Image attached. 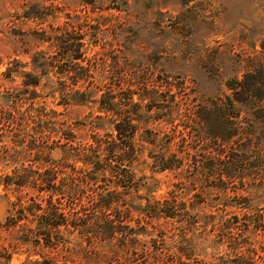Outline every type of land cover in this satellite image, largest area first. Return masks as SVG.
Wrapping results in <instances>:
<instances>
[{
  "label": "trees",
  "instance_id": "obj_1",
  "mask_svg": "<svg viewBox=\"0 0 264 264\" xmlns=\"http://www.w3.org/2000/svg\"><path fill=\"white\" fill-rule=\"evenodd\" d=\"M129 1L76 0L88 13H66V31L35 32L55 54L36 51L31 60L46 68L42 76L58 66L56 80L27 73L22 94L0 99L19 125L10 141L0 139V186L13 197L0 221V264L21 251L40 257L22 264H256L264 257V241L259 249L253 241L264 237V56L252 55L220 96H199L134 58L136 21L114 27L112 41L128 47L113 50L102 12L128 13ZM99 42L108 49L93 65ZM259 45L264 54V35ZM87 80L124 88L98 93ZM71 106L83 115L73 116ZM158 175L168 181L156 197ZM230 207L243 212L227 216ZM209 239L226 249L207 260L197 241Z\"/></svg>",
  "mask_w": 264,
  "mask_h": 264
},
{
  "label": "rangeland",
  "instance_id": "obj_2",
  "mask_svg": "<svg viewBox=\"0 0 264 264\" xmlns=\"http://www.w3.org/2000/svg\"><path fill=\"white\" fill-rule=\"evenodd\" d=\"M129 12L117 13L115 10L103 11L105 24L101 26L103 34L108 41H112L113 30L116 25L123 27L124 21H136V35L132 48L136 49L134 58L137 61L152 64L157 68V73L168 76V80L176 83L183 79L187 85L196 89V94L213 98L220 96L225 90L224 82L231 76H240L246 69L248 59L254 55H262L259 45L264 35V0H130ZM35 11L38 14L50 15L34 18L26 17L28 12ZM77 11L81 15L88 12L76 3V0H0V99L9 101L11 95L23 92V82L30 78L29 75H40L41 81L56 80L53 72L58 66L51 68L47 76L41 75L45 67H37L31 60V55L36 51H48L55 54L54 48H49L48 43H40L35 39L36 31L48 33L64 32L66 13ZM92 17L98 13L89 11ZM127 18V19H126ZM93 23V21L91 22ZM87 42L89 35H85ZM120 42L112 41L113 50L119 52L126 40L119 38ZM128 47V44L125 46ZM97 51L93 65H99L103 51H107L108 45L99 42L94 47ZM93 56V55H92ZM50 69V68H49ZM10 75L6 74L10 72ZM29 75H26V74ZM37 87L41 96L47 92L43 85ZM84 85H90L98 93L106 90L119 91L124 85H100L87 80ZM122 88V89H123ZM136 87L133 95L138 98ZM175 90V88H174ZM186 99V96H183ZM185 99H182L183 102ZM38 100L59 110L62 106L56 105L58 99L42 97ZM188 102V101H187ZM0 105V139L3 142L10 141L11 135L18 130L19 125L14 119L6 118V109ZM10 108V107H9ZM7 108V109H9ZM15 107L10 109L14 112ZM23 109V107L21 106ZM73 116H82L83 107L71 106ZM17 127V128H16ZM174 128V127H173ZM181 126L175 128L178 138L181 137ZM47 144L55 147L51 156L58 159L60 150L52 138H47ZM10 144V143H6ZM75 146L83 143L80 139L73 142ZM10 173V169L3 170ZM161 182L154 193L156 197L162 196L167 190L168 179L162 175L156 177ZM11 195L6 196L0 186V221L7 215ZM88 197H84V201ZM63 207L67 204L62 200ZM264 205V203H262ZM78 207V206H77ZM243 210L239 207L227 209V216L241 215ZM134 223V222H133ZM215 238V237H212ZM256 248L264 241L262 235L253 237ZM197 249L209 260L212 256L223 254L226 247H216L209 242L197 241ZM259 249V248H258ZM24 250V249H23ZM39 255L28 252L14 254L9 264H22L30 259H39ZM144 260L141 261V263ZM256 264H264L263 258H256Z\"/></svg>",
  "mask_w": 264,
  "mask_h": 264
}]
</instances>
